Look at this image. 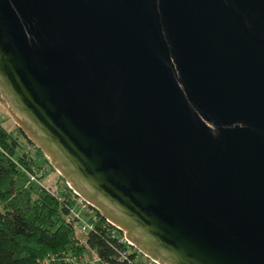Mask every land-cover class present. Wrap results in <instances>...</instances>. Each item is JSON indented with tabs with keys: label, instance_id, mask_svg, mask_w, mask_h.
I'll use <instances>...</instances> for the list:
<instances>
[{
	"label": "water",
	"instance_id": "obj_1",
	"mask_svg": "<svg viewBox=\"0 0 264 264\" xmlns=\"http://www.w3.org/2000/svg\"><path fill=\"white\" fill-rule=\"evenodd\" d=\"M0 105L158 264H264V0H0Z\"/></svg>",
	"mask_w": 264,
	"mask_h": 264
},
{
	"label": "trees",
	"instance_id": "obj_2",
	"mask_svg": "<svg viewBox=\"0 0 264 264\" xmlns=\"http://www.w3.org/2000/svg\"><path fill=\"white\" fill-rule=\"evenodd\" d=\"M24 138L0 125V264H125L119 261L127 247L118 240L122 232L98 210L92 208L93 229L86 233L68 218L76 195L65 181L56 185L60 199L29 181L26 171L53 168Z\"/></svg>",
	"mask_w": 264,
	"mask_h": 264
},
{
	"label": "built area",
	"instance_id": "obj_3",
	"mask_svg": "<svg viewBox=\"0 0 264 264\" xmlns=\"http://www.w3.org/2000/svg\"><path fill=\"white\" fill-rule=\"evenodd\" d=\"M26 148L28 149V147ZM26 173L29 177V181L37 183L39 186L43 187L48 192H50L51 194H53L54 196L60 199L59 189L57 188V186L44 181L45 171L43 169H38L34 172L26 171ZM73 193L76 195V199H75L76 202H75L74 207L69 208L68 218L74 223L75 227L77 228L79 232L86 233L93 229V224L89 221V217L93 216L92 214L93 207L87 201H85L82 197L77 195L74 191ZM117 230L119 229L117 228ZM118 240L120 243L122 244L124 243L127 245L126 249L120 252L119 261L120 260L126 261L125 264H158L156 261L149 259L144 254H142L129 240H127L123 232H122V235L118 238ZM130 253H134L133 259L129 258ZM140 255L146 257L147 262L141 259ZM91 264H94V263L91 262ZM119 264H122V263H119Z\"/></svg>",
	"mask_w": 264,
	"mask_h": 264
},
{
	"label": "rangeland",
	"instance_id": "obj_4",
	"mask_svg": "<svg viewBox=\"0 0 264 264\" xmlns=\"http://www.w3.org/2000/svg\"><path fill=\"white\" fill-rule=\"evenodd\" d=\"M0 125L8 130H14L20 141L25 140L24 135H22L16 130L17 127L16 123L8 116V114L5 112V110L1 105H0ZM49 166L51 167L50 164ZM53 169H50L48 166L46 167V174L44 177V181L47 183H51L53 185H57V183L62 184L64 182V179L59 177V174L55 171V169L54 170ZM140 257L141 259L147 262L146 257L141 255Z\"/></svg>",
	"mask_w": 264,
	"mask_h": 264
}]
</instances>
